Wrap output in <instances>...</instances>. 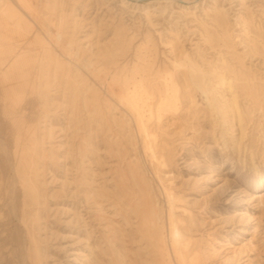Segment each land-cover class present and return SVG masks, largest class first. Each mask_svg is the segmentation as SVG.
<instances>
[{
    "label": "rangeland",
    "instance_id": "1",
    "mask_svg": "<svg viewBox=\"0 0 264 264\" xmlns=\"http://www.w3.org/2000/svg\"><path fill=\"white\" fill-rule=\"evenodd\" d=\"M197 1L198 7L182 9L140 0L125 8L120 0H51V17H63L64 38L105 68V86L92 79L95 91L78 89L60 73L54 75L47 120L46 106L28 100L31 123L40 116L47 135L37 150L41 156L32 153L24 164L27 186L35 190L25 223H0L2 243L16 240L13 248L5 247L16 249L15 256L9 263L7 256L0 258V264H20L27 239L36 243L42 264H153L151 248L136 232L133 205L141 197L140 180L148 181L164 208L173 264L165 188L178 201L179 230L191 239L190 255L202 264H264V88L254 99L236 89L247 114L240 124L229 111H212L204 95L183 81L185 69L174 65L185 53L200 64L205 60V69L240 70L209 11L215 0ZM217 5L227 11L224 24L237 36L245 70L264 87V0H217ZM119 41L124 49H118ZM54 48L63 55V48ZM107 51L116 52L113 61L105 60ZM136 69L154 84L152 108L165 72L174 71L178 79L180 109L144 112L142 124L155 137L151 150L140 139L138 120L117 99L141 80ZM222 92L224 102L231 98L228 89ZM9 127L0 113V138L13 149ZM154 153L163 163L162 181L154 171ZM12 175L11 162L0 152L3 189Z\"/></svg>",
    "mask_w": 264,
    "mask_h": 264
},
{
    "label": "bare ground",
    "instance_id": "2",
    "mask_svg": "<svg viewBox=\"0 0 264 264\" xmlns=\"http://www.w3.org/2000/svg\"><path fill=\"white\" fill-rule=\"evenodd\" d=\"M120 1L121 8L138 4V0ZM205 1L202 0V2ZM197 3V0H148L146 4H167V8L178 5L182 9H191V5L198 7ZM51 5V0H2L0 2V88L3 91L0 113L9 122L8 133L12 139L11 143L14 144L13 149H10L0 138V152L11 162L13 168V175L9 184L4 189L0 186V223L3 222L4 225L6 222L12 223L13 221L25 223V217L28 214L26 207L31 205L35 199L34 188L28 187L26 183L24 164H26L28 157H32V153L38 157L41 156L37 150L45 145L47 127L41 128L40 116L37 117L35 125L31 123L26 108L29 103L28 100L37 101L40 107L46 106L42 114L47 120V108L53 103L49 93L53 83L57 86L56 80H53L54 75L60 73L67 81L78 84V89L87 88L95 91L96 86L92 85V79L95 83L101 79L99 84L105 86V68L96 66L95 63L87 59L82 50L64 38L61 32L63 17H51ZM209 11L213 14V22L222 29L220 35L224 46L237 55L234 54L233 60L239 64L240 70L221 67L219 71L217 67L212 68V66L205 69V60H201L200 64L186 53L181 55L179 63L176 61L174 69L178 67L185 69L183 81L204 95L207 105L212 111L216 113L229 111L242 124L247 114L238 101L236 89L242 88L249 97L254 99L259 96V89L264 87L255 83L256 78L247 73L242 60L239 58L240 56L237 54L235 42L237 36L227 29L228 23L224 24L227 11L224 7L217 5V0L210 6ZM223 25L226 26L222 28ZM54 45L59 46L60 49L63 48L61 49L63 50L62 56L57 53ZM124 45L125 43L119 41L118 49H124ZM245 47L248 46L244 45ZM115 53V51H107L105 60L113 61ZM83 70L87 71L88 74L86 75ZM135 73L140 75L141 80L127 97L120 95L117 99L138 120L140 139L146 148L151 150L155 137L148 131L145 124H142L144 112L148 110L149 113L158 115L165 111L180 109L178 79L175 77L174 71L167 70L165 72V75L162 76V89L157 91L158 103L152 108L149 98L155 92L154 84L150 80L145 82L144 75L138 69L135 70ZM226 89L231 93V98L224 102L225 94L222 90ZM245 137V132L242 130L240 140L242 141ZM251 155L253 156L252 152ZM153 157L157 164L154 171L158 179L162 181L163 177L160 176V167L163 166L162 160L155 153ZM260 180V187H262L264 176ZM140 181L142 184L140 188L141 197L139 202L133 205V212L137 218L136 232L140 238L147 241L151 248L153 264H173L166 241L164 208L152 192L148 181ZM164 191L167 200L166 216L169 224V236L176 263L202 264L199 256L189 254L190 237L182 235L179 230L180 226L182 227V220L178 219L176 215V203L178 202L176 197L167 188ZM19 202L24 206V209H19ZM5 217L6 221L4 222ZM25 231L29 234L28 228H25ZM1 234L0 232V258L7 256L9 263L12 256H15L12 254L16 252V249L13 250L12 248L16 246V240L13 238L10 242L2 243ZM6 246L12 248H5ZM37 250L36 243L27 239L26 244L24 243L23 255L18 260L20 264H42ZM4 252L9 255H4Z\"/></svg>",
    "mask_w": 264,
    "mask_h": 264
},
{
    "label": "water",
    "instance_id": "3",
    "mask_svg": "<svg viewBox=\"0 0 264 264\" xmlns=\"http://www.w3.org/2000/svg\"><path fill=\"white\" fill-rule=\"evenodd\" d=\"M140 1L144 2V1H148V0H140Z\"/></svg>",
    "mask_w": 264,
    "mask_h": 264
}]
</instances>
